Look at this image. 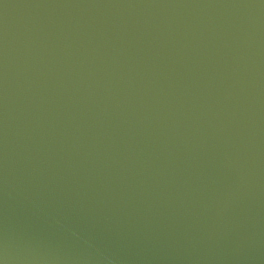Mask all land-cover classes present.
<instances>
[{
	"label": "water",
	"instance_id": "obj_1",
	"mask_svg": "<svg viewBox=\"0 0 264 264\" xmlns=\"http://www.w3.org/2000/svg\"><path fill=\"white\" fill-rule=\"evenodd\" d=\"M0 264H264V0H0Z\"/></svg>",
	"mask_w": 264,
	"mask_h": 264
}]
</instances>
